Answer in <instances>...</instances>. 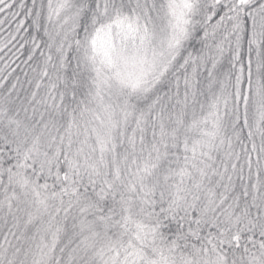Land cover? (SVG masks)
<instances>
[{
	"label": "snow or ice",
	"instance_id": "snow-or-ice-1",
	"mask_svg": "<svg viewBox=\"0 0 264 264\" xmlns=\"http://www.w3.org/2000/svg\"><path fill=\"white\" fill-rule=\"evenodd\" d=\"M0 264H264V0H0Z\"/></svg>",
	"mask_w": 264,
	"mask_h": 264
}]
</instances>
